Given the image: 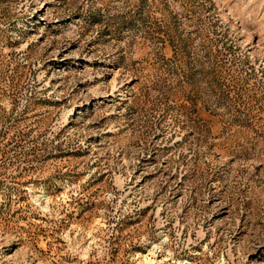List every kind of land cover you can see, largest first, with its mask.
Returning a JSON list of instances; mask_svg holds the SVG:
<instances>
[{
	"label": "rangeland",
	"instance_id": "1",
	"mask_svg": "<svg viewBox=\"0 0 264 264\" xmlns=\"http://www.w3.org/2000/svg\"><path fill=\"white\" fill-rule=\"evenodd\" d=\"M0 264H264V0H0Z\"/></svg>",
	"mask_w": 264,
	"mask_h": 264
}]
</instances>
